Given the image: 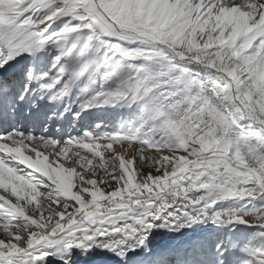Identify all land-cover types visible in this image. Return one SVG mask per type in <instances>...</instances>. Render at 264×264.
Listing matches in <instances>:
<instances>
[{
  "label": "snow or ice",
  "instance_id": "snow-or-ice-1",
  "mask_svg": "<svg viewBox=\"0 0 264 264\" xmlns=\"http://www.w3.org/2000/svg\"><path fill=\"white\" fill-rule=\"evenodd\" d=\"M0 264H264V0H0Z\"/></svg>",
  "mask_w": 264,
  "mask_h": 264
}]
</instances>
